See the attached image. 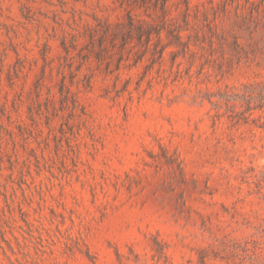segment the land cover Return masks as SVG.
<instances>
[{
	"label": "rangeland",
	"instance_id": "obj_1",
	"mask_svg": "<svg viewBox=\"0 0 264 264\" xmlns=\"http://www.w3.org/2000/svg\"><path fill=\"white\" fill-rule=\"evenodd\" d=\"M0 264H264V0H0Z\"/></svg>",
	"mask_w": 264,
	"mask_h": 264
}]
</instances>
